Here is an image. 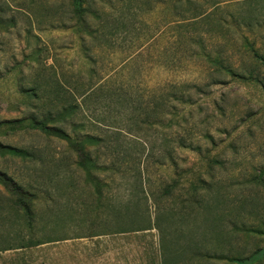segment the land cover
I'll use <instances>...</instances> for the list:
<instances>
[{
	"label": "rangeland",
	"instance_id": "374dc122",
	"mask_svg": "<svg viewBox=\"0 0 264 264\" xmlns=\"http://www.w3.org/2000/svg\"><path fill=\"white\" fill-rule=\"evenodd\" d=\"M203 53L254 76L182 105L175 86L209 80ZM0 173L35 213L0 184V261L248 260L264 249V0H0ZM116 205L160 231L88 237Z\"/></svg>",
	"mask_w": 264,
	"mask_h": 264
},
{
	"label": "trees",
	"instance_id": "16d2710c",
	"mask_svg": "<svg viewBox=\"0 0 264 264\" xmlns=\"http://www.w3.org/2000/svg\"><path fill=\"white\" fill-rule=\"evenodd\" d=\"M76 3H80L81 0H75ZM203 59L209 63V68L201 69L199 76H202L204 78H208L206 83H183L180 86H175L173 89L172 97L175 98L176 101H178L182 105H191L189 104V101L191 100V96H196V95H207L205 93V88H209L212 85H218L219 80L224 78L225 76H230L232 78H240L242 75H247L246 77H253V71L250 72V70H243V69H237L234 67L230 66H224L219 63V56L215 59H212L209 54L203 53L202 55ZM215 63V64H214ZM244 72V73H243ZM190 90L193 91L192 94H190ZM19 121H14L12 124H18ZM48 132H53L54 135L57 138H60L62 140L68 139V136L62 132L61 130L58 129H48ZM91 140V139H89ZM184 147V146H183ZM186 148V147H185ZM1 149L4 150L6 153L10 155H14L20 158H26L28 157L27 153H24L23 151L17 150L15 148L7 147V146H1ZM78 154V165L83 167L85 170H88L87 165H85L88 162V157L87 154H85V151L83 148H79L77 151ZM85 154V155H84ZM114 171V174L120 173V169L114 165L112 168ZM89 171V170H88ZM139 182L142 181V176L141 173L139 172L138 176ZM0 184L3 185L6 190L11 193L13 196L17 197L16 204L20 207V209L23 211V214L28 220V223L31 224L32 221L34 220L35 213H34V207L32 203H27L24 200L25 195H27V192H24L23 189L13 181V179L8 178L4 173H0ZM100 189H97L96 194L98 197H100ZM100 200V199H99ZM99 200H97L99 202ZM145 203H147V197H144ZM97 202V203H98ZM96 203V204H97ZM138 205L135 206V209H130V208H124L122 206H114L107 211V214H105L103 223L108 224L111 227V230L109 231H102V232H97L96 228V223L98 222V217L97 213L95 216H93L90 219V224H89V230L90 233L88 237H100V236H105V235H119V234H124V233H137V232H147L152 229H156L160 231L158 222L156 225L154 224V227H151L150 224V219H149V214L146 211L140 210L139 208H136ZM134 208V207H133ZM97 209H95L96 211ZM96 230V231H95ZM78 238H86L85 236H81ZM31 246H37L40 244H30ZM181 252H188L190 250V245L185 244V245H180ZM255 255V256H254ZM260 255L264 256V249L257 250L255 253L251 255V257L247 259H243L240 257H232L229 259H225L227 264H249L250 262L256 261ZM191 256L193 257H198V252L195 250L191 253ZM262 256V257H263ZM211 258V257H209ZM160 264H167V262L164 260H160Z\"/></svg>",
	"mask_w": 264,
	"mask_h": 264
},
{
	"label": "crops",
	"instance_id": "0c3cea01",
	"mask_svg": "<svg viewBox=\"0 0 264 264\" xmlns=\"http://www.w3.org/2000/svg\"><path fill=\"white\" fill-rule=\"evenodd\" d=\"M10 250H13V248L11 249V247L8 246V247H7L6 249H4L3 251H4V252H7V251L9 252ZM0 264H9V263H8V262H4V261H0Z\"/></svg>",
	"mask_w": 264,
	"mask_h": 264
}]
</instances>
